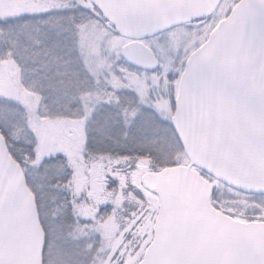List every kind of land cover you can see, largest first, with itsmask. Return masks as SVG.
Here are the masks:
<instances>
[{
    "label": "water",
    "instance_id": "water-1",
    "mask_svg": "<svg viewBox=\"0 0 264 264\" xmlns=\"http://www.w3.org/2000/svg\"><path fill=\"white\" fill-rule=\"evenodd\" d=\"M131 65L158 61L140 39L205 17L220 0H89ZM176 127L189 157L164 170L156 240L142 264H264V224L211 210L196 164L239 187L264 189V0H243L212 33L182 83ZM157 177L147 173L152 187ZM39 235L22 173L0 139V264H38Z\"/></svg>",
    "mask_w": 264,
    "mask_h": 264
},
{
    "label": "rangeland",
    "instance_id": "rangeland-1",
    "mask_svg": "<svg viewBox=\"0 0 264 264\" xmlns=\"http://www.w3.org/2000/svg\"><path fill=\"white\" fill-rule=\"evenodd\" d=\"M239 1L222 0L205 23L176 26L145 38L143 43L153 50L159 61L155 70L148 71L135 68L122 59L121 47L126 37L116 33L89 0H0V17L24 13L49 15L56 9L67 11H60L59 23L56 22L58 25L54 30H51L54 21L47 25L52 34L55 32L52 41L54 45L58 46L59 41L64 42V57H68V61L62 62L55 51L51 52L56 47L54 45L51 47L49 44L45 51L44 46H37L41 51L38 53L46 52V55L52 56V64L48 63V57L43 59L44 67L41 69L42 72L46 71L40 76L47 83V91L52 97L50 102L47 98L40 102L38 92L26 90L21 85V75L14 57L0 65V97L10 98L26 112L27 125L36 142L34 163H39L42 157L63 155L71 171L70 179L79 181L88 177L96 168L110 163L106 156L86 158L84 155L89 121L95 127L97 122L103 124L106 127L104 129L110 130L105 133L109 139L115 137L113 133L117 130L122 132L126 127L135 125L138 119L143 125L151 126L148 131L150 135L146 132L143 136L147 138L149 146H154L155 151L151 153L161 157L160 162L164 165H153L148 156L126 161L129 167L124 172L131 174L133 181L126 196L135 200L140 188L144 192L142 207L146 213L143 220L146 227L136 233V246L124 248L121 264H135L153 236L155 218L160 207V190L147 188L142 182L143 174L149 170H162L187 162L171 125L168 96L172 87L177 89L178 84L177 79H170V76L181 69L186 56L204 41L219 19L226 16ZM77 8L86 13L74 24L76 18L68 12L73 9L74 13ZM68 24L71 26V37L64 33ZM46 55L39 54L38 58ZM21 60L36 63L30 55L24 54ZM75 62L78 64L74 67L72 64ZM126 97L129 101L121 102ZM142 110L145 111L140 112ZM157 116L166 120V123L156 119ZM153 118L154 122L151 121ZM117 127L119 129L116 130ZM0 139L4 143L1 133ZM7 152L10 155L8 149ZM204 177L214 187L210 200L216 209L242 222L264 221V195L237 191L208 174H204ZM70 196L76 218H73L74 226L69 230L62 229L58 240L57 235H54L56 240L48 248L49 254L42 252L43 264H104L105 260H109V248L119 243L120 234H116L117 237L113 230L115 217L113 214L108 215L107 220H103L97 227L94 225L99 220L95 214L96 205L87 200L85 202L74 193V189ZM52 226L54 232L57 227L54 223ZM40 232L42 235V230Z\"/></svg>",
    "mask_w": 264,
    "mask_h": 264
},
{
    "label": "trees",
    "instance_id": "trees-1",
    "mask_svg": "<svg viewBox=\"0 0 264 264\" xmlns=\"http://www.w3.org/2000/svg\"><path fill=\"white\" fill-rule=\"evenodd\" d=\"M52 11L54 12L49 13V15L44 13V15L42 13H24L0 17V65H4L7 59L14 57L16 59V67L20 71L21 77L19 79L21 81H19L22 82L21 85L26 90L38 92L40 102H44L45 98H47L48 102L52 99L47 91L46 81L40 77L46 71L42 72L44 67L43 59L48 57V63L51 62L52 64V56L50 54L49 56L46 55V52L38 53L41 51L37 46H44L45 51L49 44L51 47L54 45L52 41L54 40L53 34L55 32L51 33L47 23L54 21L51 27V30H54L57 27L56 25H58L57 23H59L58 16L61 14L60 11L67 12L64 9ZM68 13L73 14L76 18L74 22L76 24L86 11L77 8L74 13L73 9ZM68 23H70V20ZM64 30V33L71 37V26L69 24ZM51 52L55 53V55L58 54L62 62L66 63L68 61V57H64L66 53L64 42L59 41L58 46ZM24 54L30 55L35 59L36 63H30V60H24L23 62L21 58ZM39 54L46 56L38 58ZM77 64L78 62H75L72 65L75 67ZM64 82H66V79ZM123 100L121 99L123 103L129 101L127 97ZM143 111L145 110L140 112ZM0 112V133L11 157L20 167L25 184L33 198L39 226L43 232V254H49L48 248L52 241L56 240L54 235H57L58 240V237L62 234V229L67 228L69 230L74 226L73 218L75 216L70 202V193L73 192V189L74 193L81 196L85 202L87 200L91 204L96 205L95 214L99 220L96 221L95 226L98 227L108 215L111 214L112 216L113 214L115 217L113 230L115 235L120 234L119 245L121 250L127 249L129 245L136 246V240L138 239L136 233L139 229L146 227L145 221H143L146 213L144 207H142L144 192L140 188L135 200H130L126 196L133 181L132 175L129 173L130 176L127 175L124 170L126 171L127 167H129L126 165L127 160L130 162V159L143 156H148L153 165H164L161 163L162 161L160 162L161 157L151 153L155 151L154 146H149L146 142L147 138L144 137V134L146 132L148 134V131L151 130V126L148 124L143 125L138 119L135 125L126 127L122 132L117 130L119 129L117 127V131L113 133L115 137L109 139L105 133L110 130L104 129L106 127L97 122V127H95L92 125V121H89L87 123L89 131L85 144L86 153L84 155L86 154V158L106 156L110 163L96 168L85 179L72 181L70 179V168L63 155L57 154L51 157H42L39 163H34L36 142L28 128L26 112L21 106H18L10 98L0 97ZM147 126L149 128L145 129ZM52 223L57 227L54 232ZM147 231H149V225H147ZM116 236L118 237V235ZM43 260L42 257V264Z\"/></svg>",
    "mask_w": 264,
    "mask_h": 264
},
{
    "label": "flooded vegetation",
    "instance_id": "flooded-vegetation-1",
    "mask_svg": "<svg viewBox=\"0 0 264 264\" xmlns=\"http://www.w3.org/2000/svg\"><path fill=\"white\" fill-rule=\"evenodd\" d=\"M217 9V8H216ZM216 9L213 11L212 14H210L209 16L205 17V18H201V19H197V20H194L192 22H187V23H183L181 25H189V24H199L201 22H206L210 17H212V15L214 14V12L216 11ZM233 9V8H232ZM232 11H229V13L224 16V17H221L219 19V21L217 22V24L207 33V35L205 36V39L202 43L199 44L198 47H196L192 52L191 54H189L188 56H186V59L184 60V62L182 63L181 65V69L179 68V71L170 76V79H174L176 80L177 79V89L173 88L172 87V90L169 91V96H168V99H169V103H170V112H171V115H170V118H171V125L172 127L174 128V131H175V134L176 136L178 137L179 141L181 142L182 144V139L181 137L179 136V132H178V129L176 127L177 125V116H178V110H179V106H180V101H181V92H182V83H183V80L185 78V75L187 73V71L189 70V68L194 64V62L196 61L197 57L204 51L205 47L207 46L208 44V41L210 39V36L212 35V33L218 28L219 24L221 21H223L225 18H227L230 13ZM180 25V26H181ZM156 119H160L158 116L156 117ZM155 118H153L151 121L154 122ZM161 120V119H160ZM162 121L164 123H166V120H163ZM188 159V158H187ZM189 163V160H187L186 164H179L180 166H186L188 165ZM177 166V165H176ZM190 170H193L195 171L198 176L205 182H209L205 177H204V174H211L212 172L208 171L207 169L203 168V167H200L196 164H193L190 166ZM213 174V173H212ZM158 181L160 183H162V180L161 178L158 179ZM162 185V184H161ZM211 185V190H210V193L208 195V204L210 205L212 211L218 213V214H221L223 216H225L226 214L219 211L218 209H216L213 204H211V195H212V191H213V185ZM240 188H244V187H240ZM262 190L264 189H248V188H244L243 191H246V192H262ZM160 214V209H158L157 211V215H156V218H155V223L157 222V218ZM156 240V230H155V226H154V231H153V236L151 237V241L148 243L147 245V248L146 250L142 253V256L141 258L135 263V264H142L146 258V254L148 252V250L150 249V247L152 246V244L155 242ZM111 244V243H110ZM106 249H103V251H105ZM108 258L109 260H105L104 264H114L113 262H115V264H121L122 262V255L124 254L125 250L124 249H120V245L119 243H116L115 246L113 247H110L109 250H108ZM117 256V258L115 259V257Z\"/></svg>",
    "mask_w": 264,
    "mask_h": 264
}]
</instances>
